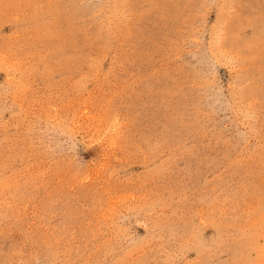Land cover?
<instances>
[{"label":"rangeland","instance_id":"374dc122","mask_svg":"<svg viewBox=\"0 0 264 264\" xmlns=\"http://www.w3.org/2000/svg\"><path fill=\"white\" fill-rule=\"evenodd\" d=\"M0 264H264V0H0Z\"/></svg>","mask_w":264,"mask_h":264}]
</instances>
